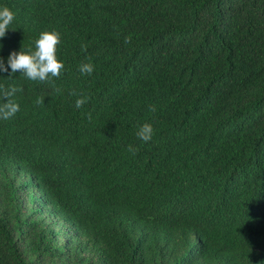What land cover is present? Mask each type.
I'll return each instance as SVG.
<instances>
[{"label":"trees","instance_id":"16d2710c","mask_svg":"<svg viewBox=\"0 0 264 264\" xmlns=\"http://www.w3.org/2000/svg\"><path fill=\"white\" fill-rule=\"evenodd\" d=\"M4 6L5 66L56 30L64 68L0 72V264H264V0Z\"/></svg>","mask_w":264,"mask_h":264},{"label":"clouds","instance_id":"9594fccd","mask_svg":"<svg viewBox=\"0 0 264 264\" xmlns=\"http://www.w3.org/2000/svg\"><path fill=\"white\" fill-rule=\"evenodd\" d=\"M15 20V14L7 7H0V39L4 38L6 32L9 30L10 25ZM131 42V37H125L124 43ZM61 43L60 33L56 30L42 31L38 38L35 40V50L31 47L26 51L21 49L19 53L12 52L8 58L7 66L2 58H0V72H7L8 68L11 69L12 74L20 72L22 76L31 80L41 83H50L53 78H59L64 64L57 58V46ZM2 47V45H0ZM82 50L87 49V45H81ZM79 71L82 75H91L94 71V65L89 62H81ZM22 87H2L0 86V100L7 102L0 103V120H9L19 112V104L13 99L17 92H22ZM55 92L59 94L61 89L56 88ZM72 96L80 95L81 98L76 99L75 107L80 109L87 102V97L78 94L75 90L70 92ZM36 105H43L44 98L38 97L35 101ZM149 111L155 112V106H150ZM91 122V114L88 116ZM154 135V128L150 123H143L136 131L138 139L144 143L152 140ZM132 155L138 152V149L133 148L131 145L127 149Z\"/></svg>","mask_w":264,"mask_h":264}]
</instances>
